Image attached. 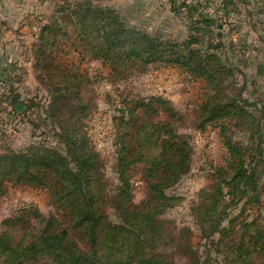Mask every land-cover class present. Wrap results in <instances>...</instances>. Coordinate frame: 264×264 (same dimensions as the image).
<instances>
[{
	"label": "trees",
	"instance_id": "16d2710c",
	"mask_svg": "<svg viewBox=\"0 0 264 264\" xmlns=\"http://www.w3.org/2000/svg\"><path fill=\"white\" fill-rule=\"evenodd\" d=\"M214 4L182 1L175 9L188 13L184 40L138 27L92 0H65L44 17L33 45L49 93L41 125L34 126L42 137L0 152V200L10 187L42 189L57 213L45 216L29 204L5 218L0 264H264V217H250L264 198V78L248 75L246 58L233 59L229 22L243 9L252 19L256 13L249 0H221L215 14L207 13ZM70 50L102 61L115 80L173 67L203 87L194 128L215 129L226 155L210 163L208 185L191 209L195 230L166 216L180 201L169 190L192 169V145L179 131L186 116L163 96L126 101L114 118L109 178L86 129L89 79L64 61ZM256 71L264 65L257 63ZM4 87L14 86L8 79ZM138 174L145 197L136 203Z\"/></svg>",
	"mask_w": 264,
	"mask_h": 264
},
{
	"label": "rangeland",
	"instance_id": "374dc122",
	"mask_svg": "<svg viewBox=\"0 0 264 264\" xmlns=\"http://www.w3.org/2000/svg\"><path fill=\"white\" fill-rule=\"evenodd\" d=\"M64 1L0 0V152L7 148L21 150L42 137L34 126L41 125L40 116L43 104L48 103L49 93L38 77L33 45L37 41L35 34L40 22L53 13L55 5L63 4ZM92 1L98 5L115 7L130 23L148 31H161L166 36L179 40H184L187 35L190 24L188 13H178L175 9L182 1L192 0H177L176 5L171 0ZM213 1L214 6L206 9L209 14H215L216 9H219L217 3L220 5L221 0ZM249 1V6L256 15L252 19V15L243 9L235 18L230 19L233 28L230 43L234 46L230 50L233 59L238 56L246 58L245 70L249 76L264 78V71H256L257 63L264 65V0ZM238 5L243 6L240 2ZM218 15H222L219 10ZM63 59L75 64L89 79L85 97L90 102L91 111L85 120L86 129L92 144L101 155L109 178L115 174L113 165L117 146L114 118L119 115V109L126 105V101L152 95L163 96L171 100L175 108L186 116L179 131L192 145V169L169 190L180 197V201L166 216L180 227L191 226L195 230L191 209L198 201L200 190L208 185L210 163L220 162L226 155V149L215 129L202 133L194 128V109L203 101V87L173 67L152 66L147 72L115 80L110 77V71L102 61L92 59L87 53L70 50ZM8 79L13 83V90L4 87V81ZM17 93L19 96L13 103ZM19 102L24 108L15 110L12 104ZM48 141L58 145V140L53 137H48ZM144 187L138 174L133 188L136 203L144 199ZM29 204L35 205L45 216L57 213L45 190L10 187L0 200V224ZM261 208L253 210L250 217H264V198ZM196 241H200L199 236Z\"/></svg>",
	"mask_w": 264,
	"mask_h": 264
},
{
	"label": "water",
	"instance_id": "95a60500",
	"mask_svg": "<svg viewBox=\"0 0 264 264\" xmlns=\"http://www.w3.org/2000/svg\"><path fill=\"white\" fill-rule=\"evenodd\" d=\"M18 96H19V94L17 93V94L15 95V97L13 98V103L16 102Z\"/></svg>",
	"mask_w": 264,
	"mask_h": 264
}]
</instances>
